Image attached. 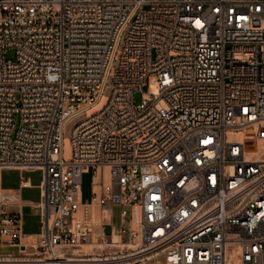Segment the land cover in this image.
Masks as SVG:
<instances>
[{
    "label": "built area",
    "instance_id": "1",
    "mask_svg": "<svg viewBox=\"0 0 264 264\" xmlns=\"http://www.w3.org/2000/svg\"><path fill=\"white\" fill-rule=\"evenodd\" d=\"M107 167L91 206L122 226L95 241L83 176ZM9 169L43 173L32 252ZM0 239L21 264H264V0H0Z\"/></svg>",
    "mask_w": 264,
    "mask_h": 264
},
{
    "label": "crops",
    "instance_id": "2",
    "mask_svg": "<svg viewBox=\"0 0 264 264\" xmlns=\"http://www.w3.org/2000/svg\"><path fill=\"white\" fill-rule=\"evenodd\" d=\"M39 170L30 171L26 169H9L2 172V186L7 193L15 195L16 199L11 201L8 209H12L10 213H20L22 215V234L23 243L29 246V250L33 251L32 247L40 239L42 232V214L41 205L43 203V192L41 183H34L33 179L27 174H32ZM42 172V171H41ZM43 176V173H42ZM43 180V179H42ZM82 197V211L84 212V205H90V218L93 221L94 239L98 241L102 235L113 236L117 238L120 234L121 226L118 228L117 233H114V217L113 211L111 219L101 224V210L97 206H91L92 202V187L88 192L84 191L83 186ZM114 210V208H113ZM94 215V216H93ZM0 247H10L1 244ZM17 248V247H10ZM18 249V248H17ZM1 255L17 253H0Z\"/></svg>",
    "mask_w": 264,
    "mask_h": 264
},
{
    "label": "rangeland",
    "instance_id": "3",
    "mask_svg": "<svg viewBox=\"0 0 264 264\" xmlns=\"http://www.w3.org/2000/svg\"><path fill=\"white\" fill-rule=\"evenodd\" d=\"M7 58L10 59V60H15V58H16L15 50H9L7 52ZM157 92H158V78L155 77V76H152V77L149 78L147 85L144 86L143 89L136 94L135 100L139 104L143 100H150L152 95L156 94ZM108 103H109V98L106 97V96L103 97L102 100L88 112V116L97 115L98 113H100L101 111H103L106 108ZM64 158H65V160L67 162H70L73 159V147H72V143H71L69 138H66L65 142H64ZM27 176L31 177L33 179L34 183H36V184H40L42 179H43L41 171H37V172H34L32 174H27ZM102 182L104 184H106V185H110L112 183V169L111 168L107 167L104 170L100 169L99 172H98V177L97 178H94L93 172L85 173L84 176H83L84 191L88 192L91 189V187H92V185L94 183L101 184ZM82 197H83V194H82ZM125 208L130 213L129 217L127 219V223L130 224L131 221L135 220V215L131 214V208L130 207H125ZM122 209H123L122 206H115L114 207V210H113L114 233H117L118 228L121 225V222H122V218H121ZM7 211L9 213L13 212L12 209H8ZM78 216L84 217V212L81 210L79 212ZM95 239H97V238H95ZM29 251L32 252L31 250H29ZM17 252H18V254H20V255L17 256V258H27V259H29V258L32 257L31 255L21 254L19 249H17V248L0 247V253H17ZM161 262L162 261L160 259L158 261V264H161Z\"/></svg>",
    "mask_w": 264,
    "mask_h": 264
},
{
    "label": "bare ground",
    "instance_id": "4",
    "mask_svg": "<svg viewBox=\"0 0 264 264\" xmlns=\"http://www.w3.org/2000/svg\"><path fill=\"white\" fill-rule=\"evenodd\" d=\"M65 259L77 262H67L66 264H114L107 259L92 258L90 254H86L85 251L77 252H63L60 255ZM29 261L27 258H17L13 254L0 255V264H21V262Z\"/></svg>",
    "mask_w": 264,
    "mask_h": 264
}]
</instances>
